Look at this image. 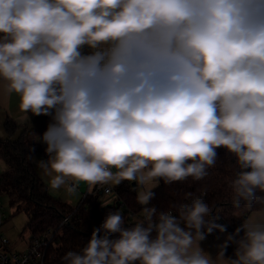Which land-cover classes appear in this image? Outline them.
Segmentation results:
<instances>
[{"label": "clouds", "instance_id": "obj_1", "mask_svg": "<svg viewBox=\"0 0 264 264\" xmlns=\"http://www.w3.org/2000/svg\"><path fill=\"white\" fill-rule=\"evenodd\" d=\"M13 95L49 117L32 141L50 191L136 185L139 215L109 208L63 264H264V0H0V105ZM219 149L242 222L213 255L201 242L227 227L206 188L152 201Z\"/></svg>", "mask_w": 264, "mask_h": 264}, {"label": "trees", "instance_id": "obj_2", "mask_svg": "<svg viewBox=\"0 0 264 264\" xmlns=\"http://www.w3.org/2000/svg\"><path fill=\"white\" fill-rule=\"evenodd\" d=\"M1 115V111H0ZM49 117H43L35 128L19 126L9 116L5 120V138H0V159L7 162V169L0 174V195L7 196L11 203L17 206L18 212H24L29 217L26 228L30 234L29 242L41 239L50 234L52 240L47 248V264H63L62 256L68 250H76L88 241L92 228L102 223L109 208L120 210V204L101 207L100 191L85 197L78 208H74L60 199L54 198L34 165V157L45 152L40 143H33L32 134L46 130ZM34 147V152H30ZM217 166L210 169V175L203 181L193 182L191 178L185 182H175L166 185L163 181L155 189L156 197L152 204L158 209L168 210L173 202L180 201L186 192L200 193L207 189L206 202L216 205L220 219L217 223L226 225V233H232L242 222L235 217V210L230 203V190L227 188L226 178L231 175L232 159L225 155L224 149H219ZM32 159H28L29 156ZM134 182L124 181L114 186L121 200L126 206L139 212L136 203ZM121 213L125 216L124 211ZM69 221L61 226L64 218ZM219 232L208 235L213 238ZM234 246H229L226 255L231 256Z\"/></svg>", "mask_w": 264, "mask_h": 264}, {"label": "built area", "instance_id": "obj_3", "mask_svg": "<svg viewBox=\"0 0 264 264\" xmlns=\"http://www.w3.org/2000/svg\"><path fill=\"white\" fill-rule=\"evenodd\" d=\"M108 185L103 187L96 186L93 190L88 191L85 197L101 191L102 194L111 200L109 205L120 204V211H124L127 222H132L139 212L130 210L121 200L114 186L110 190ZM84 197V199H85ZM4 208L0 198V227L5 224ZM69 221V217L64 218L61 226ZM52 237L50 234L44 235L41 239L34 242H28V247L25 252L12 251L11 242L0 233V264H47V248L50 245Z\"/></svg>", "mask_w": 264, "mask_h": 264}, {"label": "crops", "instance_id": "obj_4", "mask_svg": "<svg viewBox=\"0 0 264 264\" xmlns=\"http://www.w3.org/2000/svg\"><path fill=\"white\" fill-rule=\"evenodd\" d=\"M18 103H19L18 97H16L15 95H13L7 101L6 106L0 105V111H1V115H0V128H3L4 129L5 120H6V118L8 116L10 118H12L19 126H22V127L28 126L30 128H35L37 126V124L39 123V121L43 117H45V116H40V117H32V119H24L23 118L24 117V114L19 111ZM42 133L43 132H41L39 134H42ZM41 145L45 149V145H43V144H41ZM40 159H47V156H46L45 152L40 153V154H38V155H36L34 157V165H35L36 171H37V173L39 175H40V170L37 168L36 161H38ZM0 162H1V165H2L3 172H4L7 169L8 164L3 159H0ZM40 177H41V175H40ZM42 180L45 182V179L42 178ZM113 186H115V185H113ZM88 191H89V188L84 183H81L79 185L78 189H77V192L75 194H72V195L67 194L64 191L63 188H61L59 190H56V191H50L49 190L50 194L54 198L60 199L64 203H66V204H68V205H70V206H72L74 208H78L80 206V204L83 202L84 197H85V195L87 194ZM110 202H111V200L108 199L107 197H105L102 194V192L100 191V203L101 204H107V205H109ZM227 234L228 233H219L218 235H216L213 238L206 237V239L201 242V246L203 248H205L206 250L210 251L213 255H215V252L217 250V246L224 241V239H225V237H226Z\"/></svg>", "mask_w": 264, "mask_h": 264}, {"label": "rangeland", "instance_id": "obj_5", "mask_svg": "<svg viewBox=\"0 0 264 264\" xmlns=\"http://www.w3.org/2000/svg\"><path fill=\"white\" fill-rule=\"evenodd\" d=\"M0 170V173L3 172L1 162ZM0 198L6 219L5 224L0 227V233L11 242L12 251L25 252L30 240V234L26 228L29 217L24 212H18L17 206L11 203L9 197L0 195Z\"/></svg>", "mask_w": 264, "mask_h": 264}, {"label": "water", "instance_id": "obj_6", "mask_svg": "<svg viewBox=\"0 0 264 264\" xmlns=\"http://www.w3.org/2000/svg\"><path fill=\"white\" fill-rule=\"evenodd\" d=\"M133 186H134V187L136 186L135 183H133Z\"/></svg>", "mask_w": 264, "mask_h": 264}]
</instances>
